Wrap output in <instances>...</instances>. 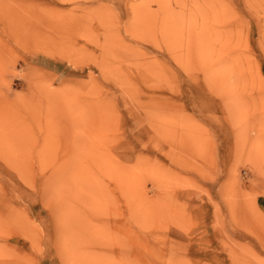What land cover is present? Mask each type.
<instances>
[{"label": "rangeland", "instance_id": "obj_1", "mask_svg": "<svg viewBox=\"0 0 264 264\" xmlns=\"http://www.w3.org/2000/svg\"><path fill=\"white\" fill-rule=\"evenodd\" d=\"M0 264H264V0H0Z\"/></svg>", "mask_w": 264, "mask_h": 264}]
</instances>
